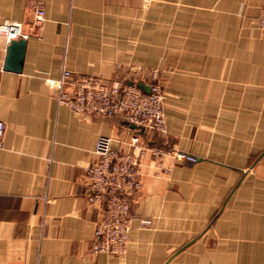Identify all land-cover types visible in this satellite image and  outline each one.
Masks as SVG:
<instances>
[{
  "label": "crops",
  "instance_id": "obj_1",
  "mask_svg": "<svg viewBox=\"0 0 264 264\" xmlns=\"http://www.w3.org/2000/svg\"><path fill=\"white\" fill-rule=\"evenodd\" d=\"M44 21L35 27V7ZM264 0H0L26 41L19 73L0 36V264H264ZM62 68L166 93L164 132L76 114ZM143 81V82H142ZM148 147L126 254H94L84 169L100 136ZM162 149L160 159L151 150ZM196 158L177 160L175 153ZM147 221L148 224H142Z\"/></svg>",
  "mask_w": 264,
  "mask_h": 264
},
{
  "label": "built area",
  "instance_id": "obj_2",
  "mask_svg": "<svg viewBox=\"0 0 264 264\" xmlns=\"http://www.w3.org/2000/svg\"><path fill=\"white\" fill-rule=\"evenodd\" d=\"M151 0H141L144 8ZM44 21V11L35 7L32 25L35 27ZM256 27L264 34V8L260 9ZM0 36L7 43L23 38L17 23L5 21L0 23ZM148 88L145 93L136 83H107L99 77L89 75H72L64 68L60 77L50 85L57 90L56 101L68 107L76 114L97 117H118L129 127L137 130L164 132V104L166 93L160 83L157 70L147 71ZM143 82V81H142ZM4 125L0 122V149L3 147ZM112 138L100 136L94 147L96 157L85 167L86 197L88 202L99 211V219L92 232L91 250L94 254L123 257L126 254L128 234L133 218L130 215V198L136 193L141 183L138 179V166L148 147L140 143L133 135L128 143L130 153H124L111 146ZM152 156L160 159L164 152L156 148ZM177 160L195 163L192 155L177 152ZM148 224L147 221H141Z\"/></svg>",
  "mask_w": 264,
  "mask_h": 264
},
{
  "label": "water",
  "instance_id": "obj_3",
  "mask_svg": "<svg viewBox=\"0 0 264 264\" xmlns=\"http://www.w3.org/2000/svg\"><path fill=\"white\" fill-rule=\"evenodd\" d=\"M26 41L23 38L12 40L8 43L4 59L3 68L7 71L19 73L22 69ZM137 86L145 93L148 88L142 84L137 83Z\"/></svg>",
  "mask_w": 264,
  "mask_h": 264
},
{
  "label": "rangeland",
  "instance_id": "obj_4",
  "mask_svg": "<svg viewBox=\"0 0 264 264\" xmlns=\"http://www.w3.org/2000/svg\"><path fill=\"white\" fill-rule=\"evenodd\" d=\"M150 71V70H149Z\"/></svg>",
  "mask_w": 264,
  "mask_h": 264
}]
</instances>
